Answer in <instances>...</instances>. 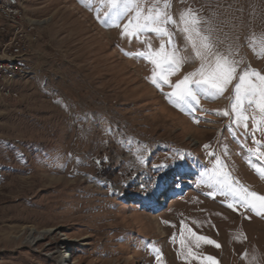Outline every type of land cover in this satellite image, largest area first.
I'll list each match as a JSON object with an SVG mask.
<instances>
[{"label":"rangeland","instance_id":"374dc122","mask_svg":"<svg viewBox=\"0 0 264 264\" xmlns=\"http://www.w3.org/2000/svg\"><path fill=\"white\" fill-rule=\"evenodd\" d=\"M2 3L21 6L38 42L7 80L19 96H0V264H66L67 252L72 264H264V213L210 179L264 196L259 110L244 105L245 129L231 109L240 73L264 75V0H169L171 43L121 35L131 12L113 19L106 0ZM188 8L242 63L222 93L194 89L199 103L177 106L170 85L201 65L180 24ZM148 43L187 59L162 73L138 55ZM154 70L170 84H153Z\"/></svg>","mask_w":264,"mask_h":264},{"label":"snow or ice","instance_id":"6c2138e0","mask_svg":"<svg viewBox=\"0 0 264 264\" xmlns=\"http://www.w3.org/2000/svg\"><path fill=\"white\" fill-rule=\"evenodd\" d=\"M106 2L110 8L118 9L113 19H118L120 16L131 12L127 23L123 25L121 35L139 36L147 31L160 37L167 36L169 38L168 43H171L172 34L168 31L167 25L174 24L176 21L168 10L170 7L169 0H152L147 9L144 7V0H106ZM97 17L99 18V13H97ZM104 22L107 23V21ZM199 23V18L192 8L185 9L180 13V24L184 25L183 31L186 33V40L192 44L195 56L201 60V65L199 69L185 75L175 85H170L174 88V91L167 95L170 99L174 98L177 106L189 102L199 103L197 99L198 92L194 89H200L210 95L222 93L236 78L239 63H242V61L237 62L230 59L226 54L216 52L210 34H201L198 27ZM193 33L198 39V43L197 40L193 39ZM138 55L150 59L154 66L161 68L162 73L169 72L170 69H176L187 59L179 56L177 49L166 51L164 44L161 45L159 50H153L151 44L148 43V50L141 51ZM253 77L256 78L255 81L252 79ZM149 79L157 87H160L161 84H170L166 75H158L155 70ZM234 101L231 109L235 116V122L242 123V126L247 129L249 117L244 105L246 104L249 107L255 105L256 109L259 110L260 119L257 121L255 114L251 117L254 122L253 135L255 131H264V128L260 127L264 125V75L252 69L242 71L239 75V82L234 87ZM222 114L229 115V112L224 110ZM255 142L257 144L261 143L259 141ZM217 164H221V162L218 160ZM259 171L264 177V168L259 169ZM213 178L221 189H227L226 194L239 197L240 203L247 208H251L257 215L264 213V196L250 191L246 186L233 187L235 181L229 182L227 173L214 172L210 179ZM232 206V204H229V207ZM197 239L215 243L207 237L200 236ZM208 259L213 260L212 257H208Z\"/></svg>","mask_w":264,"mask_h":264},{"label":"built area","instance_id":"2783aa9c","mask_svg":"<svg viewBox=\"0 0 264 264\" xmlns=\"http://www.w3.org/2000/svg\"><path fill=\"white\" fill-rule=\"evenodd\" d=\"M21 6L1 7L0 20H4L1 30L7 35L8 39L2 47L1 56H10L12 58H26L33 50V45L38 42V36L35 32L24 25L21 17ZM17 69H26L25 67L9 68V66L0 65L3 71V79L0 82V96L18 97L19 94L6 95V86H10L9 81L4 80L5 72H14Z\"/></svg>","mask_w":264,"mask_h":264},{"label":"bare ground","instance_id":"6f19581e","mask_svg":"<svg viewBox=\"0 0 264 264\" xmlns=\"http://www.w3.org/2000/svg\"><path fill=\"white\" fill-rule=\"evenodd\" d=\"M1 7H18V6L14 5V4L2 3V4H0V12H1ZM19 60H18V58H12L10 56H1L0 55V65L9 66V68L23 67ZM22 71H23V69H17L14 72H5L4 73V80L7 81L10 77H12L18 73H22ZM2 79H3V71L0 70V82ZM13 94H17L16 91L11 89L10 87L6 86V95H13ZM45 234H46V232H45ZM33 237L34 236L32 234L29 235L28 242H30L31 244L34 243V241L37 239V237L36 238H33ZM31 238H32V240H30ZM70 256L71 255L68 252H67V254H65L66 264H72L68 260V258Z\"/></svg>","mask_w":264,"mask_h":264}]
</instances>
